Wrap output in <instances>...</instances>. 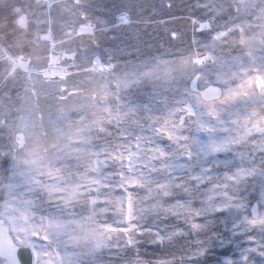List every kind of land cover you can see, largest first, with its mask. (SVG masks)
<instances>
[{
    "label": "rangeland",
    "instance_id": "rangeland-1",
    "mask_svg": "<svg viewBox=\"0 0 264 264\" xmlns=\"http://www.w3.org/2000/svg\"><path fill=\"white\" fill-rule=\"evenodd\" d=\"M264 264V0H0V264Z\"/></svg>",
    "mask_w": 264,
    "mask_h": 264
},
{
    "label": "water",
    "instance_id": "water-1",
    "mask_svg": "<svg viewBox=\"0 0 264 264\" xmlns=\"http://www.w3.org/2000/svg\"><path fill=\"white\" fill-rule=\"evenodd\" d=\"M17 249L26 251L27 257H26V263L25 264H32V261H33L32 250L29 247H18Z\"/></svg>",
    "mask_w": 264,
    "mask_h": 264
},
{
    "label": "bare ground",
    "instance_id": "bare-ground-1",
    "mask_svg": "<svg viewBox=\"0 0 264 264\" xmlns=\"http://www.w3.org/2000/svg\"><path fill=\"white\" fill-rule=\"evenodd\" d=\"M18 260L21 262V264L26 263V257H27V252L24 250L17 249L16 254Z\"/></svg>",
    "mask_w": 264,
    "mask_h": 264
}]
</instances>
